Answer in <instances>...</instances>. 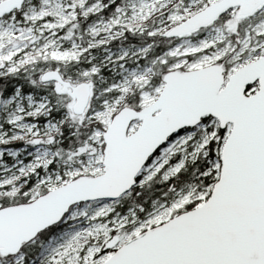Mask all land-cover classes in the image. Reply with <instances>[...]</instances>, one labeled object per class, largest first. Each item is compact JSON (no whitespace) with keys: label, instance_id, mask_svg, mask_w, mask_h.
I'll use <instances>...</instances> for the list:
<instances>
[{"label":"snow or ice","instance_id":"1","mask_svg":"<svg viewBox=\"0 0 264 264\" xmlns=\"http://www.w3.org/2000/svg\"><path fill=\"white\" fill-rule=\"evenodd\" d=\"M0 264H264V0H0Z\"/></svg>","mask_w":264,"mask_h":264}]
</instances>
